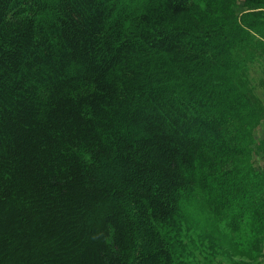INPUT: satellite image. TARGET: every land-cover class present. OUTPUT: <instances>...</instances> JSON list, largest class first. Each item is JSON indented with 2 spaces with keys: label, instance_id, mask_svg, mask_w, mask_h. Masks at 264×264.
Returning a JSON list of instances; mask_svg holds the SVG:
<instances>
[{
  "label": "trees",
  "instance_id": "obj_1",
  "mask_svg": "<svg viewBox=\"0 0 264 264\" xmlns=\"http://www.w3.org/2000/svg\"><path fill=\"white\" fill-rule=\"evenodd\" d=\"M238 1L0 0V264H177L198 188L264 223Z\"/></svg>",
  "mask_w": 264,
  "mask_h": 264
},
{
  "label": "rangeland",
  "instance_id": "obj_2",
  "mask_svg": "<svg viewBox=\"0 0 264 264\" xmlns=\"http://www.w3.org/2000/svg\"><path fill=\"white\" fill-rule=\"evenodd\" d=\"M238 14L249 11L244 0L236 5ZM251 13L264 17V9ZM252 45L243 51L247 60L239 69L238 81L256 100L264 115V24L253 32ZM264 120L254 130L253 161L264 167ZM173 248L177 264H264V223L247 217L239 230L229 219L214 212L206 193L197 189L180 204V212L171 224L161 226Z\"/></svg>",
  "mask_w": 264,
  "mask_h": 264
}]
</instances>
